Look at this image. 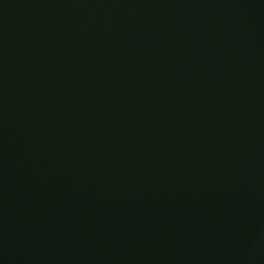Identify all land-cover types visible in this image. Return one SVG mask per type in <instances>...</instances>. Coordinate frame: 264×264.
Segmentation results:
<instances>
[{
  "label": "water",
  "instance_id": "water-1",
  "mask_svg": "<svg viewBox=\"0 0 264 264\" xmlns=\"http://www.w3.org/2000/svg\"><path fill=\"white\" fill-rule=\"evenodd\" d=\"M0 264H264V0H0Z\"/></svg>",
  "mask_w": 264,
  "mask_h": 264
}]
</instances>
